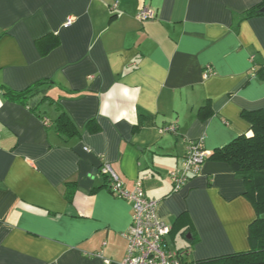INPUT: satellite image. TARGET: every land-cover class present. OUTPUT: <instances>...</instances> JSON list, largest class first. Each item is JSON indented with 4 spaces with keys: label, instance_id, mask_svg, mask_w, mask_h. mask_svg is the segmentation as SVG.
<instances>
[{
    "label": "crops",
    "instance_id": "1",
    "mask_svg": "<svg viewBox=\"0 0 264 264\" xmlns=\"http://www.w3.org/2000/svg\"><path fill=\"white\" fill-rule=\"evenodd\" d=\"M262 3L0 0V84L53 81L36 112L0 89V264H122L133 208L105 162L126 189L143 181L185 264L248 251L257 213L231 165L208 158L177 191L170 172L189 141L213 153L264 110V15L243 18ZM58 107L77 134L58 131Z\"/></svg>",
    "mask_w": 264,
    "mask_h": 264
},
{
    "label": "trees",
    "instance_id": "2",
    "mask_svg": "<svg viewBox=\"0 0 264 264\" xmlns=\"http://www.w3.org/2000/svg\"><path fill=\"white\" fill-rule=\"evenodd\" d=\"M263 6L264 3L246 12L243 18L264 15L261 12ZM52 85L53 81L46 79L37 81L23 91H15L2 84L0 89L9 101L23 103L36 112L50 97L48 90ZM40 95L42 98L37 101L36 98ZM58 110L60 114L55 121L58 131L63 134H77L67 113L60 107ZM243 117L251 124V133L237 137L223 148H217L209 159L227 162L245 182V195L257 213L249 230L250 249L192 264H264V110L244 111ZM189 230L192 231L191 228Z\"/></svg>",
    "mask_w": 264,
    "mask_h": 264
},
{
    "label": "built area",
    "instance_id": "3",
    "mask_svg": "<svg viewBox=\"0 0 264 264\" xmlns=\"http://www.w3.org/2000/svg\"><path fill=\"white\" fill-rule=\"evenodd\" d=\"M155 17L156 12L150 7L141 8L137 14L140 22ZM74 21V16L69 17L64 27H70ZM212 73V67L208 66L204 77ZM45 124H48L47 120ZM176 131L175 125L160 129L161 133ZM210 155L211 152L204 148L202 142L189 141L181 166L170 172L173 190H180L196 176ZM101 171L107 177L108 190L114 196L129 201L133 208L132 224L125 233L128 249L122 264H185L188 250H173L169 247L167 237L172 228L159 217V202L146 196L143 181L138 180L135 188L128 190L109 162L103 164Z\"/></svg>",
    "mask_w": 264,
    "mask_h": 264
},
{
    "label": "water",
    "instance_id": "4",
    "mask_svg": "<svg viewBox=\"0 0 264 264\" xmlns=\"http://www.w3.org/2000/svg\"><path fill=\"white\" fill-rule=\"evenodd\" d=\"M261 12L264 13V6L261 8Z\"/></svg>",
    "mask_w": 264,
    "mask_h": 264
},
{
    "label": "rangeland",
    "instance_id": "5",
    "mask_svg": "<svg viewBox=\"0 0 264 264\" xmlns=\"http://www.w3.org/2000/svg\"><path fill=\"white\" fill-rule=\"evenodd\" d=\"M178 240H181L180 237H177V241H178ZM178 245H179V244H178Z\"/></svg>",
    "mask_w": 264,
    "mask_h": 264
}]
</instances>
